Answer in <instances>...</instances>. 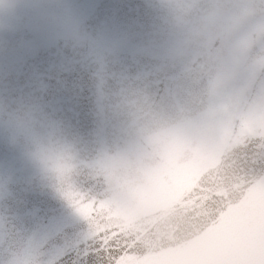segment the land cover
<instances>
[{
	"label": "water",
	"instance_id": "95a60500",
	"mask_svg": "<svg viewBox=\"0 0 264 264\" xmlns=\"http://www.w3.org/2000/svg\"><path fill=\"white\" fill-rule=\"evenodd\" d=\"M177 21L0 0V264H264V53Z\"/></svg>",
	"mask_w": 264,
	"mask_h": 264
},
{
	"label": "clouds",
	"instance_id": "9594fccd",
	"mask_svg": "<svg viewBox=\"0 0 264 264\" xmlns=\"http://www.w3.org/2000/svg\"><path fill=\"white\" fill-rule=\"evenodd\" d=\"M188 49L221 57L249 47L264 53V2L257 0H173Z\"/></svg>",
	"mask_w": 264,
	"mask_h": 264
}]
</instances>
